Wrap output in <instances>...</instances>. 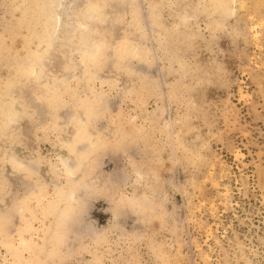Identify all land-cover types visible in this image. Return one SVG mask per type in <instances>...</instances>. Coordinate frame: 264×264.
<instances>
[{
	"label": "rangeland",
	"instance_id": "obj_1",
	"mask_svg": "<svg viewBox=\"0 0 264 264\" xmlns=\"http://www.w3.org/2000/svg\"><path fill=\"white\" fill-rule=\"evenodd\" d=\"M0 264H264V0H0Z\"/></svg>",
	"mask_w": 264,
	"mask_h": 264
},
{
	"label": "clouds",
	"instance_id": "obj_2",
	"mask_svg": "<svg viewBox=\"0 0 264 264\" xmlns=\"http://www.w3.org/2000/svg\"><path fill=\"white\" fill-rule=\"evenodd\" d=\"M83 184V180L67 184L63 193L53 203L49 214L59 215L61 219H64L75 213L77 210L76 196Z\"/></svg>",
	"mask_w": 264,
	"mask_h": 264
}]
</instances>
